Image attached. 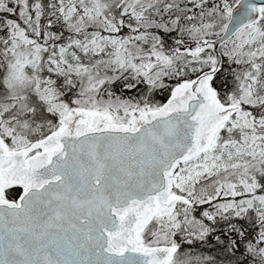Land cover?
I'll list each match as a JSON object with an SVG mask.
<instances>
[{
    "label": "snow or ice",
    "instance_id": "1",
    "mask_svg": "<svg viewBox=\"0 0 264 264\" xmlns=\"http://www.w3.org/2000/svg\"><path fill=\"white\" fill-rule=\"evenodd\" d=\"M12 2L0 0L18 11L0 36V264H186L177 236L192 244L214 231L205 219L250 213L247 251L264 264V6L223 0L182 25L162 0H56L43 25L41 0ZM236 6L216 53L207 37L229 36ZM59 21L74 35L58 46ZM155 30L179 38L166 49ZM166 78L163 104L111 90L150 94Z\"/></svg>",
    "mask_w": 264,
    "mask_h": 264
},
{
    "label": "trees",
    "instance_id": "2",
    "mask_svg": "<svg viewBox=\"0 0 264 264\" xmlns=\"http://www.w3.org/2000/svg\"><path fill=\"white\" fill-rule=\"evenodd\" d=\"M33 0H30L32 3ZM45 5V16L42 17V24L46 25L48 19L55 21V17L49 16L51 9L48 7L51 3L56 2V0H41ZM223 0H162L158 5L161 9V15L165 21L169 18H175L176 16L181 17V24H188L189 21L183 19L184 15L195 16L197 19L192 21L194 23H199V13L203 10L207 12L216 5L222 7ZM230 3L233 0H229ZM10 7H16L19 9V6L14 4L12 0H8ZM173 3L176 5L170 12H164L165 4ZM200 5V6H198ZM57 15H59L57 13ZM17 14L14 16L7 12L0 13V36L6 37L7 29L3 27V22L7 19H17ZM157 20L160 19L159 16L155 17ZM205 21L212 19V17L205 16ZM50 31L56 33H63L62 39L56 41V44L67 43V37L69 35H74L66 30L63 26V22L59 21L54 23L53 27L49 29ZM92 31V29H89ZM128 29L125 28L122 30L121 35L128 34ZM157 34L160 35L165 42V48L168 49L174 45L176 38H179V33L173 31L170 33H165L163 30H155ZM79 38V37H77ZM217 38L216 36L207 37V39L213 40ZM189 47H194L195 42L189 39L187 34L183 37ZM224 45L220 47L222 51ZM228 47H231V44H228ZM209 51H212L211 49ZM222 72L218 74V77L215 81V86L218 89L224 90V83H227L228 87H231V76L229 75V65L230 62L227 57L222 56ZM235 65H232V68H235ZM124 81H117L111 86V90L122 99H131L134 102L140 101L144 96H148L149 100L153 104H163L170 97V88L174 86L173 82H169L167 78L165 83L168 85V88L165 89H155L150 94L147 91V85L144 83H139L133 89H127L124 87ZM106 98V97H105ZM223 202V201H220ZM200 209H209L208 205L200 206ZM197 219H202V213L200 210L195 213ZM205 223L209 224L214 228L204 240H193L192 244H187L183 242L181 236H177V242L181 243L180 254L181 259L186 262V264H260L259 257H254L247 251V244L249 242L256 243L258 240V224L255 221V214L250 213L249 218L239 219L233 217L232 219L225 220L217 218L215 223L207 221ZM235 225L237 229L242 230L245 235L240 236L237 232L231 230V226ZM219 237V239H217ZM232 241L236 242V247L232 246Z\"/></svg>",
    "mask_w": 264,
    "mask_h": 264
},
{
    "label": "water",
    "instance_id": "3",
    "mask_svg": "<svg viewBox=\"0 0 264 264\" xmlns=\"http://www.w3.org/2000/svg\"><path fill=\"white\" fill-rule=\"evenodd\" d=\"M245 3H253V4H256L258 6H264V0H245ZM234 17H235V19H234L233 24L229 25V36L224 37V34H222L221 37H223V39L221 37H219L216 40H214L215 41L214 52L218 53V49L221 45L224 44V41L231 38L232 30L235 28L236 24L244 17L243 6H236V11L234 13ZM220 59H221V57H220Z\"/></svg>",
    "mask_w": 264,
    "mask_h": 264
},
{
    "label": "rangeland",
    "instance_id": "4",
    "mask_svg": "<svg viewBox=\"0 0 264 264\" xmlns=\"http://www.w3.org/2000/svg\"><path fill=\"white\" fill-rule=\"evenodd\" d=\"M168 80V79H167ZM169 81V80H168ZM169 82H173L174 84L176 83V81L172 80V81H169Z\"/></svg>",
    "mask_w": 264,
    "mask_h": 264
}]
</instances>
